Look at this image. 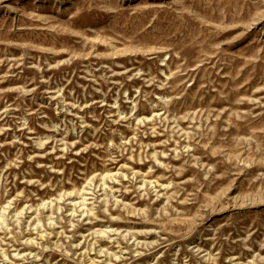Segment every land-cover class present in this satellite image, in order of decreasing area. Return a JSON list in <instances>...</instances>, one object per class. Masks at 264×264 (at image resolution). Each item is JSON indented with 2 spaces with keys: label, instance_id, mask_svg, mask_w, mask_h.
<instances>
[{
  "label": "rangeland",
  "instance_id": "rangeland-1",
  "mask_svg": "<svg viewBox=\"0 0 264 264\" xmlns=\"http://www.w3.org/2000/svg\"><path fill=\"white\" fill-rule=\"evenodd\" d=\"M0 264H264V0H0Z\"/></svg>",
  "mask_w": 264,
  "mask_h": 264
}]
</instances>
